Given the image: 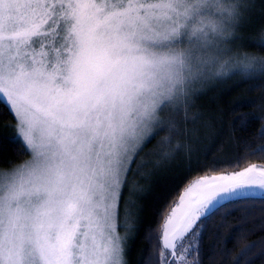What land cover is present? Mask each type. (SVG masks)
<instances>
[{
    "label": "snow or ice",
    "instance_id": "snow-or-ice-1",
    "mask_svg": "<svg viewBox=\"0 0 264 264\" xmlns=\"http://www.w3.org/2000/svg\"><path fill=\"white\" fill-rule=\"evenodd\" d=\"M168 0H0V102L30 160L0 171V264H129L118 231L128 175L144 146L174 121L146 45ZM264 47V41L259 43ZM259 135L264 138V128ZM250 154L264 153V145ZM241 160L188 181L156 236L155 264H202L203 221L264 192V164ZM246 246L235 264H256Z\"/></svg>",
    "mask_w": 264,
    "mask_h": 264
},
{
    "label": "trees",
    "instance_id": "trees-1",
    "mask_svg": "<svg viewBox=\"0 0 264 264\" xmlns=\"http://www.w3.org/2000/svg\"><path fill=\"white\" fill-rule=\"evenodd\" d=\"M234 38L230 61H223L218 75H207L174 118V127L159 132L136 157L121 205L130 214L120 218L127 225L129 264H155L162 217L188 181L234 170L206 166L213 161L231 165L238 159L239 167L264 164V153L250 154L248 147L264 145L259 135L264 128V47L259 46L264 41V0H250ZM14 123L13 114L0 102V171L29 155L13 129L5 127ZM203 224L202 264H235L246 246L255 242L257 253L264 248V197L226 203ZM252 258L264 264V258Z\"/></svg>",
    "mask_w": 264,
    "mask_h": 264
},
{
    "label": "rangeland",
    "instance_id": "rangeland-1",
    "mask_svg": "<svg viewBox=\"0 0 264 264\" xmlns=\"http://www.w3.org/2000/svg\"><path fill=\"white\" fill-rule=\"evenodd\" d=\"M249 3L250 0H168L166 18L154 29L158 39L155 44L146 45L159 61L153 73L160 86L158 90L170 92L174 102L180 103L199 89L209 78L207 75H218L223 61H230L232 40ZM183 110L181 103L178 112L165 110L161 115L174 121ZM168 129L165 126L163 131ZM24 149L29 155L19 164L31 158L25 144ZM216 174L220 172L208 176ZM248 196L264 197V192L254 189ZM126 229L127 225L120 220L118 231L122 237Z\"/></svg>",
    "mask_w": 264,
    "mask_h": 264
}]
</instances>
